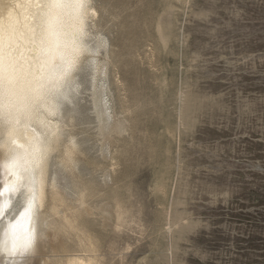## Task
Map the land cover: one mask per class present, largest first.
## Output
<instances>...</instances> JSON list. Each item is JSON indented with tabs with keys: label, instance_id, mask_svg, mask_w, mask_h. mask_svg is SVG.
Instances as JSON below:
<instances>
[{
	"label": "rangeland",
	"instance_id": "rangeland-1",
	"mask_svg": "<svg viewBox=\"0 0 264 264\" xmlns=\"http://www.w3.org/2000/svg\"><path fill=\"white\" fill-rule=\"evenodd\" d=\"M88 5L37 246L0 264H264V0Z\"/></svg>",
	"mask_w": 264,
	"mask_h": 264
},
{
	"label": "bare ground",
	"instance_id": "bare-ground-1",
	"mask_svg": "<svg viewBox=\"0 0 264 264\" xmlns=\"http://www.w3.org/2000/svg\"><path fill=\"white\" fill-rule=\"evenodd\" d=\"M86 3L75 8L62 0L50 10L51 0H0V252L5 257L37 246L45 162L60 127L55 117L67 98L71 72L86 53H97L85 42L87 22L96 16ZM21 197L17 211L15 200ZM27 240L31 246L25 248Z\"/></svg>",
	"mask_w": 264,
	"mask_h": 264
},
{
	"label": "snow or ice",
	"instance_id": "snow-or-ice-1",
	"mask_svg": "<svg viewBox=\"0 0 264 264\" xmlns=\"http://www.w3.org/2000/svg\"><path fill=\"white\" fill-rule=\"evenodd\" d=\"M60 3H62V0H51V4L49 5L50 10L52 8H54L55 6L59 5ZM71 5L75 8H86L87 7V3L86 0H71ZM49 15H51V11L49 13ZM74 64V60L73 61H69L68 62V69H65L64 75L67 74V71L72 67V65ZM9 84L12 83V78H9ZM3 194V189L0 188V196H2ZM0 207H2V205H0ZM27 211V209H26ZM24 213H21V215H23ZM31 246V240H27L24 243V247L28 248Z\"/></svg>",
	"mask_w": 264,
	"mask_h": 264
}]
</instances>
